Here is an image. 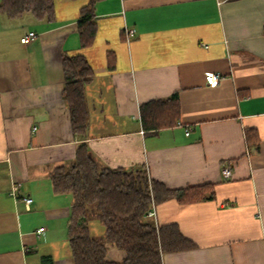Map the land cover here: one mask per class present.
Here are the masks:
<instances>
[{
    "label": "crops",
    "instance_id": "1",
    "mask_svg": "<svg viewBox=\"0 0 264 264\" xmlns=\"http://www.w3.org/2000/svg\"><path fill=\"white\" fill-rule=\"evenodd\" d=\"M88 2L54 0L53 21L0 12V264H74L72 196L54 191L50 172L81 142L102 166L145 165L169 189L213 185L211 199L154 204L157 225L176 223L196 244L163 264H264V0H101L82 47ZM63 53L84 55L94 73L83 140L63 99ZM208 74L221 78L211 86ZM175 93L178 124L145 129L141 104ZM109 250V261L125 257Z\"/></svg>",
    "mask_w": 264,
    "mask_h": 264
},
{
    "label": "trees",
    "instance_id": "2",
    "mask_svg": "<svg viewBox=\"0 0 264 264\" xmlns=\"http://www.w3.org/2000/svg\"><path fill=\"white\" fill-rule=\"evenodd\" d=\"M99 1L89 0L81 8L78 32L82 47L91 45L95 38ZM0 12L11 19L25 13L40 20L55 19L54 0H0ZM62 64L63 99L70 110L73 132L83 140L89 131L87 84L94 73L82 54L63 53ZM140 111L145 129L174 127L179 122L178 94L142 103ZM246 140L250 145L256 142L258 148L260 139L255 131L246 129ZM50 177L56 193L72 196L67 235L74 264H163L166 253L196 248L178 224L159 226L148 214L160 200L194 203L211 199L215 193L212 184L169 189L151 179L145 165L130 169L102 166L86 142L78 145L72 163L53 167ZM94 213L104 226L100 237L90 228L89 216ZM108 244L125 252L123 260L107 259Z\"/></svg>",
    "mask_w": 264,
    "mask_h": 264
},
{
    "label": "built area",
    "instance_id": "3",
    "mask_svg": "<svg viewBox=\"0 0 264 264\" xmlns=\"http://www.w3.org/2000/svg\"><path fill=\"white\" fill-rule=\"evenodd\" d=\"M135 32H136V30L133 29V28L126 30V34H127L128 37L133 36L135 34ZM35 36H36L35 32H33V31L29 32L26 36L22 37L21 41L23 43H29L31 40L34 39ZM220 78H221V75L208 74L207 75V82H208L209 85L214 86V85H216L218 83ZM231 173H232V169H231L230 166H225L223 168V175H224L225 178H229ZM24 200L27 203V207H28V205L32 202L33 199L31 197H24ZM154 214H155V212H154V205H153V208L151 209V211L149 212L148 215L150 217H152V216H154ZM43 230H44V228H40L39 232H41Z\"/></svg>",
    "mask_w": 264,
    "mask_h": 264
},
{
    "label": "rangeland",
    "instance_id": "4",
    "mask_svg": "<svg viewBox=\"0 0 264 264\" xmlns=\"http://www.w3.org/2000/svg\"><path fill=\"white\" fill-rule=\"evenodd\" d=\"M29 15H33V14L32 13H29ZM89 224H90V228H91L92 234H94L95 236H98V237H100L103 234L104 226L101 223V221L98 219V217H97V215L95 213L94 214H91L89 216ZM108 245H111V244H108ZM67 249H68V251H70L69 244L67 245ZM120 251H123V250L120 249ZM108 253H109V255H107V257H112V255L110 254V250L108 251Z\"/></svg>",
    "mask_w": 264,
    "mask_h": 264
}]
</instances>
